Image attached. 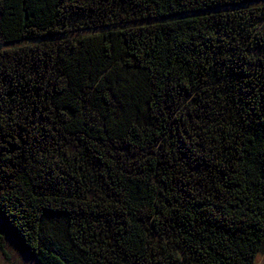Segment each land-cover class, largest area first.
I'll use <instances>...</instances> for the list:
<instances>
[{
  "label": "trees",
  "instance_id": "trees-1",
  "mask_svg": "<svg viewBox=\"0 0 264 264\" xmlns=\"http://www.w3.org/2000/svg\"><path fill=\"white\" fill-rule=\"evenodd\" d=\"M261 1L0 0V248L254 264L264 5L197 14Z\"/></svg>",
  "mask_w": 264,
  "mask_h": 264
},
{
  "label": "rangeland",
  "instance_id": "rangeland-1",
  "mask_svg": "<svg viewBox=\"0 0 264 264\" xmlns=\"http://www.w3.org/2000/svg\"><path fill=\"white\" fill-rule=\"evenodd\" d=\"M263 5H264V1H261V2L250 3V4L238 6V7H232V8L228 7L224 9L209 11L206 13H199L197 15L216 14V13L223 12V11H229V10L247 8V7H257V6H263ZM145 23H148V22H145ZM89 33H92V32L73 33V34L68 35V37L75 38V37H78L79 35H86ZM52 39H56V38H52ZM20 45H23V43L12 44L9 46H0V48H8L11 46H20ZM1 233L3 234V236L1 235L2 247L0 248V264H38L35 261V259L22 248L21 245L19 246L18 242L14 238H12L9 233L5 232L4 230H2ZM263 262H264V242L256 257L254 264H263Z\"/></svg>",
  "mask_w": 264,
  "mask_h": 264
}]
</instances>
